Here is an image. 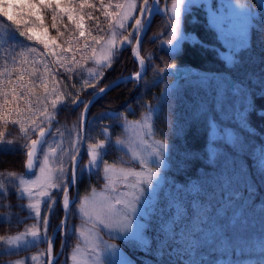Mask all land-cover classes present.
<instances>
[{"label": "snow or ice", "instance_id": "6c2138e0", "mask_svg": "<svg viewBox=\"0 0 264 264\" xmlns=\"http://www.w3.org/2000/svg\"><path fill=\"white\" fill-rule=\"evenodd\" d=\"M255 2L256 9H253L246 0H234L235 9L241 10L238 15L244 18V22L237 27L226 16L224 5L216 6L215 0H171L170 6L168 0H121L114 5H105L101 0L99 8L90 0H26L19 5L0 0V27L6 30L0 35V46L11 41L13 49H22L19 54L22 58V70L23 65L28 63V56L42 55L28 42L41 44L44 52L57 57L59 68L72 74L69 79L81 75L75 67L78 63L75 58L76 49L71 45L63 49L74 53L71 58L50 51V40L52 44L56 41L47 35L48 28L43 24L44 14H51V27L57 30L58 35H62L57 27L58 18L66 15L70 22L75 23L81 38L85 36V32L82 23L84 16L79 15L80 12L85 9H103L105 19L110 20L107 29L110 36L107 39L92 37V43L102 46L99 56L95 48L89 55L90 44H84L85 55L81 59L93 61L96 68L87 72L85 87L74 96L70 92L63 94L59 91V82L53 75L55 86L51 91L45 86L43 96L38 98V106L24 109L17 107L13 114L6 98L10 93L14 94L13 99L20 98L21 94L14 85L20 82L22 88L25 77L19 75L17 81L11 79L18 70H10L7 61L5 67L0 69V95L6 100L0 106V121L5 127L9 124L18 125L20 134L17 139L10 140L5 139L6 132L0 131V153L19 151L25 157L24 173H0L3 177L0 179V199L13 193L18 200L26 199L28 203L18 207L28 212L25 218L35 221L15 235L0 236V245L6 246L0 254H12L28 246L47 242V249L33 255L31 260L43 262L46 257L47 264H54L56 257L53 256V246L57 235L61 237L62 248L73 234L84 238L83 227L70 222L77 215L84 225H90L88 232L93 238L86 250V264H134L116 244L104 241L100 236L101 231H105L113 239L151 253L161 262L167 258V264H206L204 257L198 256L200 250L205 247L213 248L217 243L237 246L243 250L247 245L249 206L256 189L249 174L243 190H237L236 184L241 180V174H247L249 167L240 158L247 155L252 166L264 176V143L249 151L242 133H255L250 122L253 112L264 117V107L256 106L257 98H264V78L251 72L236 77L211 71L193 74L163 58L162 66L152 64V55L141 56L140 52L143 37L147 35L155 17L161 14L162 19L166 18L163 34L167 39L161 40L160 33H154L151 39L159 40L160 45H166V49L162 50L168 56L178 55L186 41L193 45L199 43L204 47L194 35L185 33L182 29V17L189 13L193 5H202L209 27L215 30L225 50L219 53L220 58L229 69L239 72L244 66L241 53L251 51V33L260 32L261 25H264V0ZM9 7L27 8L29 19L21 23L17 14L9 13ZM110 7H115L117 11H109ZM92 18L89 16V19ZM129 27L131 31L117 43V37ZM97 30L103 31L99 25ZM133 39L135 44H132ZM129 44L132 45V54L139 63L140 70L99 87L105 72ZM12 62H16V57L12 58ZM32 62L37 64L40 61L34 57ZM84 67V64L79 65L80 69ZM147 67H152L154 76L152 82H143L145 90L151 83L168 75L174 76L177 81L183 79L196 89L188 104L191 116L185 123L204 121L206 142L201 153L192 151L186 145H174L166 138H156L154 117L158 119L161 106L179 92L178 83L162 90L154 105L138 98L137 104L143 111L136 121L127 119L126 113H132L131 105L127 106L125 112L108 109L92 119L88 118L91 106L111 87L122 82H133L134 87H140ZM45 70L49 74H59L58 69L49 67L47 63ZM193 75L196 77L194 80ZM5 76L9 77L7 87L4 83ZM88 80L94 82L88 83ZM32 82L31 79L28 81L30 85ZM27 91L35 95L32 87H28ZM201 91L203 95L200 94ZM81 92L88 95L87 101L83 99ZM81 105L83 107L78 119L70 129L58 126L60 121L57 115L62 109L75 111ZM104 117L110 123L99 127L97 135L103 136V139H97L91 132L96 127V121ZM183 127L174 123V134L180 136ZM115 128H121L122 131L113 141L111 130ZM113 146L120 151L127 149V154H130L129 161L120 159L121 165L138 163L139 168L109 165L104 157ZM84 152L88 160L81 167L79 161ZM205 157V163L211 166V170L198 169L195 179L177 183L167 175L173 159L178 172H187L192 161ZM85 171L89 176L101 174L105 181L104 190L98 193L93 187L88 195L79 197L77 203L78 190L75 194L70 190L77 187ZM30 175L34 178H29ZM117 183L123 184L125 190L119 191ZM245 191L248 193L247 199ZM57 205L63 216L53 226L52 217L56 215ZM253 210L264 214V203L256 205ZM149 232L151 235L147 234ZM79 251L78 243L70 256L72 264H81L77 259ZM260 252L261 264H264V236H261ZM14 264H26V260H18ZM144 264L151 262L145 261Z\"/></svg>", "mask_w": 264, "mask_h": 264}, {"label": "trees", "instance_id": "16d2710c", "mask_svg": "<svg viewBox=\"0 0 264 264\" xmlns=\"http://www.w3.org/2000/svg\"><path fill=\"white\" fill-rule=\"evenodd\" d=\"M170 1L171 0H168V3H170ZM90 2L95 4L97 8H99L101 4V0H90ZM102 2L105 5L110 3L114 5L115 3L121 2V0H102ZM250 5L253 9H256L255 0H251ZM109 11L115 13L117 9L115 7H110ZM79 15L84 16L82 23L85 36L83 38L79 36V31L76 29L75 23L70 22L66 15L62 18H58L57 27L59 28L60 33H62V35H58L57 30L51 27V14H44L45 24L50 32V35L57 38L61 43L68 42L71 44L72 47L77 49L76 55L81 54V44L84 39L92 41L93 36L97 38H106L109 34L107 29L110 24V20L105 19L103 15V9L98 11L94 9H85L83 12H80ZM89 16L93 18L89 19ZM165 22L166 18L162 19V15H157L153 20L147 35L144 36L142 41L140 55L147 56L151 54L153 57L151 61L152 64L162 66L161 59L163 58L168 60L170 63L178 64L181 69L187 70L193 74H202L211 71L225 73L236 77L238 75L242 76L245 73L251 72L264 78V25H261L262 30L260 32L253 31L251 33V51L241 53L244 58V66L239 70V72H237L236 70L229 69L225 62L220 58L219 53L223 50V47L217 38L215 30L210 28L208 25L202 5L192 6L189 13L182 17V29L185 33L194 35L203 43L204 47H201L199 43L193 45L192 43L186 41L182 44L181 51L178 55L171 57L168 56L167 53L162 50L166 49V46L160 45L159 40L151 39L154 33H160L161 40L167 39V36L163 34ZM97 25H99V28L103 31H98ZM65 26H67V29H65ZM129 28L124 32L125 35H127L130 31ZM168 30L170 31V28ZM89 33L91 34L89 35ZM134 41L135 39H133L132 44H134ZM15 49V51H18V47ZM5 64V57L0 52V69L5 67ZM7 67L9 68L8 63ZM54 68L58 69L59 74H56L55 72L52 74L48 73L46 76L47 82H49L52 86H55V82L52 79L53 75H55L56 81L59 82L58 90L63 94L70 92L74 96L77 91L85 87V84L79 85L76 83L75 76L69 79V76L72 74L65 73L64 69L59 68L58 64H55ZM137 69L138 64L132 54V45H126L121 50L118 59L112 64V67L105 72V77L100 82L99 87H103L117 78L132 75L137 71ZM153 76L152 67H147V71L141 80L140 87H134L133 82L119 83L110 91L106 92L102 98L98 99L91 106L90 111L87 114L88 118L92 119L97 116V114L108 109L115 110L116 112H125L127 106L131 105L132 113H126L127 119L137 120L140 118V114L143 111V109L137 104L138 98H142L144 102L154 105L161 96L162 90L178 83L180 85L179 92L175 93L173 97L169 98L168 101L161 106L159 118L157 119L154 117L156 138H166L168 142L174 145H186L192 151L201 153L206 142V125L204 121L201 120L190 124L185 123V121L191 116L188 104L191 102L193 92L196 91V89L192 84L187 83L185 80L180 79L177 81L174 76L168 75L158 82L151 83V86L145 90L143 82L145 80L152 82ZM195 78V75H193L192 79L194 80ZM8 79L9 77H4L6 87ZM93 82L94 81L91 83ZM37 85L38 84L36 83V88L30 85H24L21 88L20 83L14 85L21 94L20 98L13 99V93H10L6 98L7 102L11 104L13 114H15V109L17 107L20 109L33 107V93H29L27 88L32 87L33 92L40 91L41 88L37 87ZM88 92H91V89H88ZM200 94L203 95V92L201 91ZM81 95L85 101L89 99L88 95H85L83 92H81ZM26 99L28 101L27 103ZM5 102V97L0 95V106H2ZM256 106L257 108L264 107V98L258 97ZM82 107L83 106L81 105V108H77L75 111L68 108L62 109L57 115V119L60 121V125L58 126L62 125L65 128H71L77 121ZM250 122L252 127L256 130L255 133L253 135H249L247 132L242 133L249 145V151L252 147L264 143V117L257 116L255 112H253L250 117ZM107 123H110V120L107 117L97 120L96 127H94L91 132L92 136L97 139H103V136H98L97 133L99 127ZM174 123L184 126L183 132L180 136H176L173 132ZM234 126L235 125H233V127ZM0 131L7 133L5 139L15 140L20 135L18 125L13 126L9 124L5 127L2 121H0ZM111 131L113 139H115L117 133L119 132V128H115ZM32 138H34V136ZM115 154H117L116 148L110 147L104 158L108 161V163H110L114 160ZM24 159V155L19 151L15 153H0V173H24ZM205 159L206 157L192 161L187 172H178L176 169L175 159H173L171 161V168L167 171V175L176 180L177 183H184L188 179H195L198 169L203 168L205 171L211 170V166L205 163ZM240 159L245 160L249 167L247 174H241V180L236 184L237 190H243V185L247 181V176L249 174L251 176V183L256 189L249 206L250 218L246 233L247 245L243 250H240L237 246L229 247L228 245H221L219 243H217L213 248H202L198 256H203L206 264H214L217 260L224 258H228L230 260H243L247 257L261 258L260 244L261 236H264V214L254 211L253 209L256 205L264 203V176H262L259 171L252 166V161L248 159L247 155H243ZM87 160L88 156L86 152H84L80 161L81 167L84 166ZM101 167H103V165H101ZM0 178L2 179L3 177L0 176ZM103 183L104 179L101 174L96 173L89 176L85 173L77 184V190L79 192L77 199L85 194H88L93 187H95V189L101 188ZM70 192L73 193L72 190ZM244 195L247 199L248 193L246 191L244 192ZM21 201L22 200H18L16 198L14 193L8 195L5 199H0V236L15 235L18 232L23 231L26 225L33 220L25 218V210H21L18 207ZM2 215L8 216V218H5V216ZM62 216L63 212L60 206L57 205L56 215L52 217V225L55 226L58 224ZM70 222L75 224L76 218L73 216ZM147 234L151 235L150 232ZM108 239L118 245L120 249L134 261V264H144L145 261H150L151 264H167V258L161 262L151 253L141 251L138 248L133 247L131 244L122 242L119 239H113L112 237H109ZM76 241L75 234L68 237L67 243L63 246L62 252L54 264H62L67 260L68 255ZM42 245L44 244L32 246L17 253L0 254V263L17 257H22L30 253H35L38 251V247ZM60 246L61 237L57 235L54 244L55 254L60 249ZM2 248L3 245H0V252H3ZM154 249L155 244H153V250Z\"/></svg>", "mask_w": 264, "mask_h": 264}, {"label": "rangeland", "instance_id": "374dc122", "mask_svg": "<svg viewBox=\"0 0 264 264\" xmlns=\"http://www.w3.org/2000/svg\"><path fill=\"white\" fill-rule=\"evenodd\" d=\"M250 1L251 0H246V2L249 3V4H250ZM25 2H26V0H7V3H9V4H13L14 3V4H17V5H19L21 3H25ZM215 3H216V6H219V4H223L224 5V11H225L226 16H229L231 18V23L235 24L237 27H239L244 22V18L242 16L238 15L239 11H241V10L235 9V7H234V0H215ZM170 5H171V1L169 3V6ZM162 6H163V4H161V7ZM193 6H195V5H193ZM7 10L9 11V13L17 14L18 18L21 20L22 23L25 20L29 19V16H28L29 10L27 8H20V7L11 8V7H9ZM21 13H23V15H20ZM32 19H34V17ZM43 24H44L45 27H47L46 24H45V20H43ZM129 30L131 31V28H129ZM5 31H6L5 29L0 27V35L4 34ZM124 32H122L120 34V36L117 37V43H120V40L122 39L123 36H127L128 35V34L125 35ZM47 35H48L49 38H55V37H52L50 35L49 30H48V34ZM109 36H110V33L108 34V36L105 39H107ZM84 40H83V42L81 44V54L80 55H76L77 54V49L72 47L73 49H76L75 58H76V60L78 62L75 67H77V69L81 73V75L75 76L76 83L79 84V85L85 84V78L87 76V72L89 70H91V69L96 68V65L94 64L93 61H85V60L81 59V57H83L85 55V53L83 51L84 44L85 43H89L90 44V47L88 48V54L89 55L92 54L93 48H95L97 50V56H99L100 55V48L102 47L101 45H96V44L92 43L91 40H85V41ZM55 41H56V43L52 44L51 40H50V45H49L50 51H55L59 55H61L63 57H66V58H71L73 56V54H74L73 52H71V51H63V49H67L68 46L71 45V44H69L68 42L61 43L57 38H55ZM11 43H12L11 41L4 42L2 44V46H0V52L5 57V61H7V63L9 64V69L11 70L12 68H15V69L18 70L16 73H14L12 75L11 79H13L14 81H17V77L19 75H23L25 77V80L22 82L23 85H30L28 83V81L30 79L33 81L30 86H34L36 88V83H37L38 84L37 87H40L41 89H40V91H35L34 92L35 95H33V98H34L33 106H38V98L43 96L45 86H47L49 91H51V89L54 87L49 82H47L46 76H47L48 72H46V70H45V63H47L49 65V67H53L54 68L55 64H57V57L51 56L47 52H44L43 45L37 44L34 41L28 42L31 46L37 48L38 52L41 53L42 55L36 56L35 54H33V56H28V63L23 65V68L21 70L20 60L22 58H21V56L19 54L22 51V49L20 47H18V51H15L16 49H13L11 47ZM56 45H60L61 47L57 48ZM164 46H166V45H164ZM223 51H225V50L223 49L222 51H220V53L223 52ZM13 57H16V62L15 63L12 62V58ZM34 57H35V59L37 61H40V62L37 63V64H33L32 61H33ZM60 63H64V61H60ZM80 64H84L85 67L83 69H80L79 68ZM33 73H35V76H33ZM91 82H92L91 80H88V83H91ZM19 83L20 82H17L16 84H19ZM54 98L55 97H49V99H54ZM29 118H31V117H29ZM128 121H136V120H128ZM121 131H122V129L119 128V132L117 133V135L120 134ZM114 140L115 139H113V141ZM114 148H116V147H114ZM116 152H117V154H115L114 160L111 161L109 163V165H115L117 168H120V167H135V168H139L138 163L129 162V163L124 164V165H121L119 163L121 158H123L126 161L130 160V154H127V149H124L123 151H120V150H118L116 148ZM80 161H81V159H80ZM85 173H87V172L85 171ZM29 178H34V177H32L30 175ZM104 184H105V181L102 184L101 188H97L96 189V191L98 193L102 192L104 190ZM117 188H118L119 191H124L125 190L124 189V185L120 184V183H117ZM91 191H92V189L89 191V193ZM88 194H85L83 196H86ZM83 196H81V197H83ZM27 203H28V201L26 199L22 200L20 202V204H27ZM77 203H79V198L77 199ZM25 212H26V217H27L28 216V212L26 210H25ZM2 216H5V215H2ZM74 217L76 218L75 225L82 226L85 235H84V238L81 239L78 235L75 234L77 241H76L75 245L73 246V248H75V246L78 243L80 244V251L77 253V259L79 261H81V264H86V262L88 261L86 250L88 248V243H89L90 239H93L92 237L89 236V232H88V229H89L90 225H84L82 220H81V218L78 215L74 216ZM5 218H8V216H5ZM33 223H35L34 220L30 221L26 226H29V225H31ZM25 228H24V230H25ZM100 236L102 237V239L104 241H107L109 244H115L113 241L108 239L110 236L105 231H101L100 232ZM40 244H44V245L38 247V251L37 252L30 253V254L24 255L22 257H17V258H14V259L9 260V261H5V262L0 263V264H10V262H12V264H14V262L18 261V260H26V264H28V263H30V264H46V257L44 258L43 262H41L40 260H37L36 262H33L31 260V257L33 255H37V254L41 253L42 251L46 250L47 249V242L34 244V245L28 246V247H26L24 249H27V248L32 247V246L40 245ZM73 248L71 249L67 260L64 261L62 264H72L70 256L72 254ZM4 249H6V246L3 245L2 251H4ZM20 251H22V250H20ZM14 253H17V252H14ZM214 264H261V258L247 257V258H244L243 260H230L228 258H224V259L217 260Z\"/></svg>", "mask_w": 264, "mask_h": 264}, {"label": "water", "instance_id": "95a60500", "mask_svg": "<svg viewBox=\"0 0 264 264\" xmlns=\"http://www.w3.org/2000/svg\"><path fill=\"white\" fill-rule=\"evenodd\" d=\"M162 15V14H161ZM144 38V37H143ZM135 42L136 41H134V44H135ZM134 59H135V57H134ZM136 60V59H135ZM137 62V61H136ZM137 64H138V69H137V71L138 70H140V66H139V63L137 62ZM128 76H131V75H127V76H123V77H128ZM121 78V77H120ZM115 80H117V79H115ZM115 80H113V81H115ZM112 81V82H113ZM111 83V82H110ZM109 83V84H110ZM108 85V84H107ZM118 85V84H117ZM116 86V85H115ZM115 86H113V87H115ZM104 87V86H103ZM113 87H111L109 90H107L106 92H108V91H110ZM35 138V137H34ZM79 163H80V161H79ZM24 172H25V168H24ZM76 190H77V187L76 188H73L72 189V191H73V193L72 194H75L76 193ZM54 244H55V241H54ZM61 252H62V246H60V249L58 250V252L55 254L54 253V246H53V256H55L56 257V259H55V261L57 260V258L60 256V254H61ZM55 263V262H54ZM46 264H47V258H46Z\"/></svg>", "mask_w": 264, "mask_h": 264}]
</instances>
